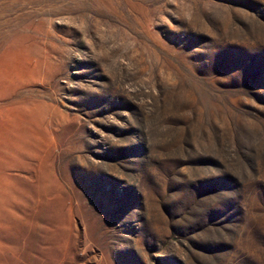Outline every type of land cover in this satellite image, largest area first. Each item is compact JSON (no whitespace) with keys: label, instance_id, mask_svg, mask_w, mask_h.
Returning a JSON list of instances; mask_svg holds the SVG:
<instances>
[{"label":"rangeland","instance_id":"1","mask_svg":"<svg viewBox=\"0 0 264 264\" xmlns=\"http://www.w3.org/2000/svg\"><path fill=\"white\" fill-rule=\"evenodd\" d=\"M0 264H264V0H0Z\"/></svg>","mask_w":264,"mask_h":264}]
</instances>
